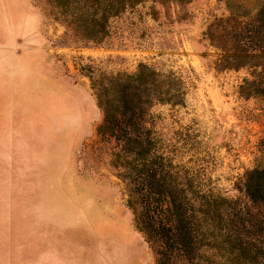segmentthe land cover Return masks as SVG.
Returning a JSON list of instances; mask_svg holds the SVG:
<instances>
[{"label": "rangeland", "instance_id": "1", "mask_svg": "<svg viewBox=\"0 0 264 264\" xmlns=\"http://www.w3.org/2000/svg\"><path fill=\"white\" fill-rule=\"evenodd\" d=\"M262 2L145 0L110 18L93 44L65 35L47 0H0V262L36 264L71 241L93 261L115 249L117 264H153L107 144L95 140L101 109L90 87V76L139 61L180 74L186 88L181 104L147 107L159 144L207 187L244 200L243 174L264 165V95L238 92L246 67L213 66L203 31Z\"/></svg>", "mask_w": 264, "mask_h": 264}, {"label": "trees", "instance_id": "2", "mask_svg": "<svg viewBox=\"0 0 264 264\" xmlns=\"http://www.w3.org/2000/svg\"><path fill=\"white\" fill-rule=\"evenodd\" d=\"M47 1L65 35L96 44L108 35L110 18L145 0ZM203 35L216 49V69L247 68L238 84L241 95H264V2L252 13L215 17ZM90 87L101 109L95 140L107 144L109 165L153 264H264V165L243 174L238 187L244 200L225 196L175 160L147 124L151 103L183 102L181 75L139 61L132 72L90 76Z\"/></svg>", "mask_w": 264, "mask_h": 264}, {"label": "clouds", "instance_id": "3", "mask_svg": "<svg viewBox=\"0 0 264 264\" xmlns=\"http://www.w3.org/2000/svg\"><path fill=\"white\" fill-rule=\"evenodd\" d=\"M119 251L97 252L95 260L85 258V250L76 247L71 241H66L58 246L53 254H46L36 264H117ZM2 264V262H0Z\"/></svg>", "mask_w": 264, "mask_h": 264}, {"label": "crops", "instance_id": "4", "mask_svg": "<svg viewBox=\"0 0 264 264\" xmlns=\"http://www.w3.org/2000/svg\"><path fill=\"white\" fill-rule=\"evenodd\" d=\"M0 78H1V76H0ZM1 83V82H0ZM13 82H12V79H11V77H10V79H9V84H12Z\"/></svg>", "mask_w": 264, "mask_h": 264}]
</instances>
